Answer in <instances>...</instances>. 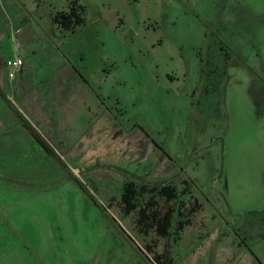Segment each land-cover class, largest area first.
<instances>
[{"label": "rangeland", "instance_id": "obj_1", "mask_svg": "<svg viewBox=\"0 0 264 264\" xmlns=\"http://www.w3.org/2000/svg\"><path fill=\"white\" fill-rule=\"evenodd\" d=\"M77 1L86 23L67 31L64 51L91 98L62 87L60 108L21 101L36 122L24 121L29 148L0 149L13 264H264V0L42 4ZM131 187L137 209L126 215ZM146 207L149 218L174 210L168 235L142 218Z\"/></svg>", "mask_w": 264, "mask_h": 264}, {"label": "crops", "instance_id": "obj_2", "mask_svg": "<svg viewBox=\"0 0 264 264\" xmlns=\"http://www.w3.org/2000/svg\"><path fill=\"white\" fill-rule=\"evenodd\" d=\"M42 2L43 0H0V82L1 75L6 71L4 67L6 61L18 57L24 60V66L14 79L7 76L11 85V90L9 89L10 96L3 94L8 102L4 98H0V110L9 115L5 119L0 118V121L14 125L12 128L5 129L0 126V138L5 139L8 138L6 136L16 135L15 143L14 140L9 139L1 142L0 149L3 152L5 150L12 153L21 150L20 153L22 154L29 148V146L24 147L25 142L31 140L30 135L25 132L27 127L24 121H32L33 124L36 122H33L30 116L28 117L23 113L20 105L21 101H28L27 106H34V103L38 102L42 103L41 107L43 108H60L62 106L60 103L66 99V97H59L61 95L59 90L62 87L69 88L70 92L78 91L88 95V99L92 96L91 85L88 82L86 83V80L79 74L77 68L71 64L64 51L69 41L67 31L75 33L77 30L63 29L55 21L56 16L70 10L72 3L68 8L64 6L60 8L59 6L46 11ZM84 58L85 56L80 54L79 59L83 61ZM61 62L67 65L66 69L56 70ZM47 68H51V70H47ZM31 87L36 94L35 96L30 89ZM72 97H75V94ZM76 106L77 104L74 105V107ZM44 113L46 112L44 111ZM54 115L57 116L56 112ZM41 122L43 124L50 123L51 118L45 114L41 118ZM53 123H55V120H53ZM3 133H8V135L2 136ZM36 143L33 141L30 143L33 150H38L39 143ZM47 145L54 153L59 155L53 144L47 142ZM41 148L45 150L42 145ZM5 220L8 219L3 221L5 222ZM9 223L12 225V222ZM9 223L5 224L11 226ZM13 236L12 229H9L8 233L0 234V253L10 254V259L7 261H3L1 257L0 264H13L11 256L14 249V244L11 243Z\"/></svg>", "mask_w": 264, "mask_h": 264}, {"label": "trees", "instance_id": "obj_3", "mask_svg": "<svg viewBox=\"0 0 264 264\" xmlns=\"http://www.w3.org/2000/svg\"><path fill=\"white\" fill-rule=\"evenodd\" d=\"M85 14H86L85 6L79 4V2H72V5H70V10L68 12L61 13L58 16H56L55 21L63 29L75 30L85 25L86 23ZM2 96L8 102L6 96L3 93ZM160 191L159 193L162 196L166 197L168 200H173L176 198L175 188L172 189L169 187L168 188L165 187L163 190ZM136 196L137 194L132 187L131 189H127L126 193L123 195L122 204L124 205V212L126 215H130L133 211L137 209V204L134 203ZM148 209L149 208L146 207L140 210V213H142L141 215L142 218L144 220H148L152 218L151 221L156 223L157 232L159 233V235L162 237L168 235V230L172 226L174 219V213H175L174 210L169 209L163 217H159V213L157 212V210H154V212H152L153 215H151V217L149 218V215L146 213ZM185 226H186L185 223L180 222L178 226L179 230L181 231L184 230ZM155 262L157 264H164L165 261L164 258L162 259V257L156 256Z\"/></svg>", "mask_w": 264, "mask_h": 264}, {"label": "built area", "instance_id": "obj_4", "mask_svg": "<svg viewBox=\"0 0 264 264\" xmlns=\"http://www.w3.org/2000/svg\"><path fill=\"white\" fill-rule=\"evenodd\" d=\"M24 66V60L22 58H15L5 62L4 67L7 71L8 77L14 79L17 73Z\"/></svg>", "mask_w": 264, "mask_h": 264}]
</instances>
